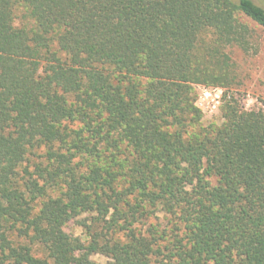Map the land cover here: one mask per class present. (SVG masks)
<instances>
[{"label": "trees", "instance_id": "trees-1", "mask_svg": "<svg viewBox=\"0 0 264 264\" xmlns=\"http://www.w3.org/2000/svg\"><path fill=\"white\" fill-rule=\"evenodd\" d=\"M240 13L264 27L254 0H0V264H264V108L205 124L194 88L233 83Z\"/></svg>", "mask_w": 264, "mask_h": 264}, {"label": "rangeland", "instance_id": "rangeland-1", "mask_svg": "<svg viewBox=\"0 0 264 264\" xmlns=\"http://www.w3.org/2000/svg\"><path fill=\"white\" fill-rule=\"evenodd\" d=\"M264 7V0H254ZM23 7L16 10L14 24L17 27L31 26ZM243 22L249 24L251 29L250 44L248 49L240 45L229 46L227 51L234 64L233 83L229 86H219L213 84H194L196 94V105L203 112V122L220 124L223 121L222 107L227 99L234 96L245 109L264 108V27L251 18L240 13ZM87 214L82 215L86 216ZM163 213H159V218H152L150 221L157 222L167 220ZM147 226V225H146ZM66 232L74 237L86 238L83 227L75 219L66 225ZM92 258L100 264H106L109 258L103 254L96 253Z\"/></svg>", "mask_w": 264, "mask_h": 264}]
</instances>
